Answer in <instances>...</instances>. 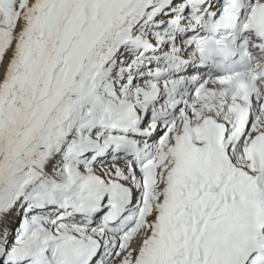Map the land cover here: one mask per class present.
Segmentation results:
<instances>
[{
	"label": "snow or ice",
	"instance_id": "snow-or-ice-1",
	"mask_svg": "<svg viewBox=\"0 0 264 264\" xmlns=\"http://www.w3.org/2000/svg\"><path fill=\"white\" fill-rule=\"evenodd\" d=\"M0 264H264V0H0Z\"/></svg>",
	"mask_w": 264,
	"mask_h": 264
}]
</instances>
